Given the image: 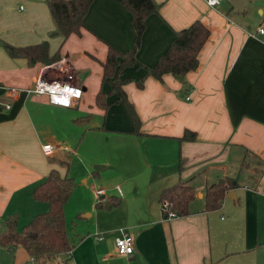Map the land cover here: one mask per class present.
Segmentation results:
<instances>
[{"label": "crops", "instance_id": "1", "mask_svg": "<svg viewBox=\"0 0 264 264\" xmlns=\"http://www.w3.org/2000/svg\"><path fill=\"white\" fill-rule=\"evenodd\" d=\"M46 1L0 0V223L15 215L19 224L46 211L45 203L32 200V189L51 169L67 176V168L58 165L66 161L64 146L52 144L56 137L75 138L74 125L83 126L84 134L101 136L107 161L93 162L102 170L86 175L92 183L80 213L81 232L66 231L72 248L64 264H264V32L256 33L264 30V18L253 25L236 22L222 0L214 8L203 0H152L158 13L146 18L134 54L142 67L151 68L175 33L196 20L209 34L197 68L182 78L164 75L158 82L147 77L138 88L133 81L143 69L122 71L119 79L132 80L122 90L139 121L135 135L128 111L110 93L111 83L101 84L100 67L106 46L119 53L132 49L129 13L118 0H92L80 35L63 40L49 36L55 28ZM43 41L49 55L59 51L64 67L56 65L57 71L74 75L81 94L72 107L25 94L37 77L50 75L52 66H28L2 49V44L26 47ZM100 90L108 95L105 111L94 105ZM72 110L82 115L75 117ZM184 131L195 133L194 141H178ZM43 145L52 146L50 155L42 153ZM110 169L116 184L108 188L98 173ZM220 181L234 184L232 194H225L219 209L206 211L203 194ZM176 183L194 193L190 214L165 219L158 197ZM110 199L116 202L113 208H95L97 201ZM118 229L133 239L127 257L114 251ZM64 255L45 264H59ZM0 264L33 262L17 246L0 249Z\"/></svg>", "mask_w": 264, "mask_h": 264}, {"label": "trees", "instance_id": "2", "mask_svg": "<svg viewBox=\"0 0 264 264\" xmlns=\"http://www.w3.org/2000/svg\"><path fill=\"white\" fill-rule=\"evenodd\" d=\"M92 0H47L46 7L54 24V31L50 37L60 36L65 40L70 35L79 36L82 29V18L86 14ZM119 4L129 13L130 22L134 31L132 49L126 53H119L110 46H106V54L101 67V84L110 82L111 89L118 96V101L125 106L133 123V134H138L139 121L126 100L122 86L132 82L129 78L119 79L126 68H142L144 74L137 81L136 87L141 88L144 80L151 77L161 82L162 76L170 75L182 78L197 68V55L208 37V30L199 22L194 21L188 27L175 33V37L166 50L157 58L149 69L142 67L134 58L139 47L142 33L145 29V20L152 14H157L159 5L152 0H118ZM2 49L11 59H23L28 66L39 64L49 66L60 60L59 51L48 54V44L43 41L39 44L26 47H12L2 44ZM106 94L100 91L94 97V105L102 111L107 109ZM117 101V99L115 100ZM86 119V118H85ZM84 119V120H85ZM195 133L184 131L178 141L192 142ZM59 166L67 168V162H58ZM74 182L66 175L60 176L51 169L43 180L32 189L31 198L36 202L46 204V211L34 215L19 230L18 219L9 215L0 223V247L10 250L20 247L31 258L33 264H45L60 254L68 253L72 243L67 236L63 208L73 190ZM234 187L231 181L218 182L210 185L203 194L206 211H215L220 208L225 194ZM194 193L189 186L179 183L164 188L158 197V203H166L162 212L165 218L168 213L182 218L190 214L189 204ZM116 205L113 200L105 203L97 201L95 208L111 209Z\"/></svg>", "mask_w": 264, "mask_h": 264}, {"label": "rangeland", "instance_id": "3", "mask_svg": "<svg viewBox=\"0 0 264 264\" xmlns=\"http://www.w3.org/2000/svg\"><path fill=\"white\" fill-rule=\"evenodd\" d=\"M221 6H225L226 10H228V8H231L233 10L229 14L231 19L236 22H244L248 25H253L264 18V15L263 17H260L259 14V10L263 11L264 14V0H222ZM235 10H243L244 13ZM236 15H238V17H236ZM51 66L52 65H49L48 67ZM52 67L49 70L50 75L48 74L49 76L46 79H52L56 76L57 73L55 71V67ZM110 93L113 94L114 91H112L111 89ZM71 113L75 117H79L82 115L80 110H78L77 112L72 110ZM74 127L78 130L77 132H75V134L77 133V135L75 138H69L70 142L67 141V138L61 136L56 137L55 144H52L61 147L64 146V149L61 153H63L62 155L64 156V158H66L65 160L68 163L66 174L68 177L73 179L75 185L74 192L71 193L70 198L66 202L63 209L65 226L68 234H79L81 232L80 218L82 217V215H80V213L83 212L84 206H86V203H88L87 189L91 186L90 184L92 183L91 180L86 177V175L91 171L98 172L102 170V166L99 163L93 162L107 161V157L103 153V143L99 138L101 136H96L95 134L93 135L87 132H85L84 134L83 126L74 125ZM60 173L63 174L65 173V171L60 170ZM98 174L101 176L100 182L102 185L110 188L116 184L114 183V178L110 177L111 169L109 171L100 172ZM84 178L88 179L87 184L82 183V180ZM21 220L22 221L19 220V224L17 226L18 230L28 222L25 221L26 219ZM65 262L66 254L64 255V258L59 262V264H64Z\"/></svg>", "mask_w": 264, "mask_h": 264}, {"label": "built area", "instance_id": "4", "mask_svg": "<svg viewBox=\"0 0 264 264\" xmlns=\"http://www.w3.org/2000/svg\"><path fill=\"white\" fill-rule=\"evenodd\" d=\"M204 4L209 8H214L218 6L221 0H203ZM264 32L263 28H258L256 33L262 34ZM56 65H61L60 67H64V63L62 61L56 62L52 64L55 67L56 76L52 79L43 78V76H39L36 78L34 85L30 89H26L24 91L25 94L36 95V96H45L47 102L53 106L60 107H72L77 101L80 99V90L74 84V75L68 71H65L64 68H61L57 71ZM8 92L10 94H16L19 90L9 89ZM187 100V98H186ZM8 106H5L7 108ZM42 153L44 155H50L53 151V148L49 145H43L41 147ZM117 192L119 193L118 189ZM101 191H97L96 195H101ZM161 211H165L166 203H162L160 205ZM175 218L173 213H168L165 219ZM95 240H101L102 237L100 235L94 236ZM114 251L117 256L127 257L132 254L133 251V239L132 237L125 231V229L117 230V237L113 240ZM32 261V260H31ZM33 262V261H32Z\"/></svg>", "mask_w": 264, "mask_h": 264}, {"label": "water", "instance_id": "5", "mask_svg": "<svg viewBox=\"0 0 264 264\" xmlns=\"http://www.w3.org/2000/svg\"><path fill=\"white\" fill-rule=\"evenodd\" d=\"M230 194H232V191H231V192H230V191L227 192V193H226V196H227V197H230Z\"/></svg>", "mask_w": 264, "mask_h": 264}]
</instances>
